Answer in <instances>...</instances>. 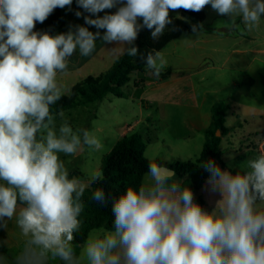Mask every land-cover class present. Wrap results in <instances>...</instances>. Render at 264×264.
Returning <instances> with one entry per match:
<instances>
[{
  "label": "clouds",
  "instance_id": "obj_1",
  "mask_svg": "<svg viewBox=\"0 0 264 264\" xmlns=\"http://www.w3.org/2000/svg\"><path fill=\"white\" fill-rule=\"evenodd\" d=\"M96 15L75 31L52 35L36 31L57 8L73 0H0V229L15 224L23 247L11 264H264V151L235 172L213 159L200 167L208 174L213 210L195 199L191 185L174 179L165 165L149 163L146 181L128 187L111 201V229L93 230L78 257L72 242L81 230L86 189L102 179L99 171L87 183L71 177L61 159L85 147L99 150L100 140L88 129L67 122L57 128L51 106L65 94L58 75H66L71 58L91 56L99 39L115 44L113 54L137 57L135 41L144 28L159 39L172 23L169 12H199L205 6L237 27H260L264 0H76ZM76 15L79 17L80 12ZM201 26H193L196 32ZM123 46V47H119ZM146 70L159 77L167 60L159 50L139 54ZM62 115V113L60 114ZM107 206L103 189L91 196ZM6 241H0L3 247ZM0 264H10L0 253Z\"/></svg>",
  "mask_w": 264,
  "mask_h": 264
},
{
  "label": "crops",
  "instance_id": "obj_2",
  "mask_svg": "<svg viewBox=\"0 0 264 264\" xmlns=\"http://www.w3.org/2000/svg\"><path fill=\"white\" fill-rule=\"evenodd\" d=\"M116 10V8L106 9L93 15L73 0L67 11L70 30L75 31L77 26H84L92 32L100 31L103 35L105 30L87 25L84 18L90 16L95 19L97 16L102 17ZM77 12L81 13L79 17L76 15ZM228 19L227 16L219 15L209 5L202 28H198L196 32L192 28L190 32L183 34L160 51L167 60L163 72L167 71L171 74L166 77L150 78L146 74L137 73L134 88L141 90L138 98L143 108L149 110L156 108L158 113L157 116L151 115L146 119L147 125L168 124L177 115L182 121L183 128L189 129L191 133H201L205 139L207 130L213 125V106L218 101L228 103L230 109L226 114L225 125L230 133L222 138L221 145L224 142L228 146L234 144L232 140H234L236 124L244 123L249 126L259 120L262 132L261 135H254H257V138L261 137V141L255 144V147L250 144V147L261 153L264 151V16L260 27L252 31L247 30L241 17H235L237 27H232ZM206 23L210 27L209 31ZM115 46V44L104 45L98 39L96 49L91 56L82 57L77 52L71 58L68 73L57 77L58 82L66 90L64 95H69L72 88L82 80L107 73L116 60L126 54L110 52L109 49ZM173 73L177 75L172 78ZM229 115L234 119L231 126L227 123ZM140 125H142L141 120L137 121L135 126H130L127 131L133 132L135 127ZM128 133L123 132L121 137ZM183 137L190 138L189 135ZM253 158L255 156L251 157ZM161 161L172 163L167 160ZM82 178H84L83 174L77 179ZM174 179L179 180L175 177ZM145 181L146 175L143 178V182ZM201 190L196 193H200ZM204 203L202 207H208V202L204 201ZM0 241H6V244L0 247V253L6 255L11 264L23 247V237L15 224V218L8 222L7 230H0ZM84 245L81 246L80 255ZM59 263V259L49 262V264Z\"/></svg>",
  "mask_w": 264,
  "mask_h": 264
},
{
  "label": "trees",
  "instance_id": "obj_3",
  "mask_svg": "<svg viewBox=\"0 0 264 264\" xmlns=\"http://www.w3.org/2000/svg\"><path fill=\"white\" fill-rule=\"evenodd\" d=\"M209 6V5H208ZM205 6L201 11H187L184 9L172 12L169 15L172 23L166 26L164 34L159 39L151 37V30L144 28L138 34L135 46L139 49V54H146L151 50H163L172 41L177 40L183 34L190 32L194 25H202L206 19ZM68 6L57 8L43 22H37L36 31H47L52 35L56 32L66 33L70 30L67 17ZM179 15V16H178ZM137 57L124 54L116 60L111 69L99 76L88 77L76 84L69 95H63L56 104L51 106L54 116L68 110L85 107L90 104L101 102L109 95L117 98H126L123 89L130 83L132 73L147 74L144 63ZM170 72H162L159 77L169 76ZM230 105L219 102L213 106V125L207 130L208 140L204 144L199 158L195 161H174L172 163L161 160L150 161L146 158V143L139 133L128 134L122 137L104 157L102 165V179L93 183L86 189L83 202L81 230L75 234L72 242L74 252L79 257L81 246L84 245L89 234L96 229H111L114 217L111 212V201L122 194L128 187L138 188L143 183V178L147 173L149 163H159L175 171V178L181 180L185 186H190L193 192H199L208 181L209 174L200 167L207 159H213L221 168L228 166L221 161L220 145L222 138L230 133L226 127V114ZM221 136H217V132ZM228 170L235 172L228 167ZM71 178V177H70ZM96 189H103L109 198V204L102 206L91 199L92 193ZM197 202L203 206L205 203L199 196ZM1 230V229H0ZM59 264H63L60 261Z\"/></svg>",
  "mask_w": 264,
  "mask_h": 264
},
{
  "label": "rangeland",
  "instance_id": "obj_4",
  "mask_svg": "<svg viewBox=\"0 0 264 264\" xmlns=\"http://www.w3.org/2000/svg\"><path fill=\"white\" fill-rule=\"evenodd\" d=\"M172 12L175 13L176 10ZM207 25L208 23H206V27L207 31H209L210 29L208 28L210 27ZM146 75L148 76V72ZM173 75L177 74L173 73L172 78ZM136 77L137 73H132L129 86L123 89L126 93V98H117L109 95L101 102L74 108L62 113V115L55 116L57 128L61 123L67 121L74 130L80 128L88 129L101 142L99 150L85 147L84 151L75 156H64L61 154V159L64 161L70 177L79 178L83 174L84 178L79 180L87 183L92 173L99 171L102 174L104 157L122 138L121 134L125 131L129 132L128 134H141L147 146L145 155L148 159L187 162L195 161L199 158L204 142L208 138L205 139V136L201 133H191L189 129L183 128L182 121L179 120L177 115L168 124L161 123L156 125L152 123L147 125L146 119L151 115L157 116L158 113L156 108L154 110L143 108L138 98L141 90L134 88ZM69 92L67 91V93ZM219 96L218 98H224ZM219 102L226 103L224 101H218L217 103ZM139 120L142 121V125L136 126L133 132L127 131L130 126H135ZM227 123L228 126L234 123V119L230 115ZM261 132L262 127L259 120L249 126L244 125V123L236 124L234 140H232L234 144L228 146L224 142L220 147L221 161L230 166L232 170H237L238 166H244L251 157H256L260 154L258 151L251 149L250 144L255 147V144L261 141V137L257 138V135H254H261ZM183 135H189L190 138L183 137ZM193 193L196 200L200 196L205 202H208V207L205 208L208 211L213 210L216 201L220 199L219 193H212L207 183L203 186L200 193ZM82 264H87V261H82Z\"/></svg>",
  "mask_w": 264,
  "mask_h": 264
},
{
  "label": "water",
  "instance_id": "obj_5",
  "mask_svg": "<svg viewBox=\"0 0 264 264\" xmlns=\"http://www.w3.org/2000/svg\"><path fill=\"white\" fill-rule=\"evenodd\" d=\"M175 75H173V77H174ZM148 77H150V78H153L154 76L153 75H151V74H149V72H148ZM217 136L218 137H220L221 136V134H220V132L218 131L217 132ZM169 168V167H168ZM171 169V168H170ZM174 173H175V171L173 170V169H171Z\"/></svg>",
  "mask_w": 264,
  "mask_h": 264
}]
</instances>
